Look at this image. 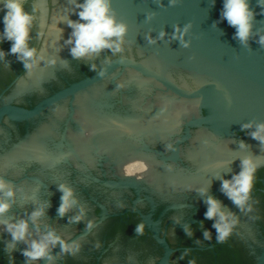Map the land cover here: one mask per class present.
<instances>
[{"label": "water", "instance_id": "95a60500", "mask_svg": "<svg viewBox=\"0 0 264 264\" xmlns=\"http://www.w3.org/2000/svg\"><path fill=\"white\" fill-rule=\"evenodd\" d=\"M53 1L59 16L78 19L71 0ZM222 6L223 0H112L117 18L128 26L122 51L80 78L101 155L114 164L106 172L113 169L122 175L118 180L107 179L110 197L121 190L135 194L130 211L140 216L162 247L156 264H170L171 255L181 248H172L166 230L160 235L159 219L154 221L152 212L145 214L138 207L141 190L170 194L177 188L210 187L224 173L239 172L243 157L264 160V143L250 135L255 125L264 123V6L251 0L256 15L245 42L221 19ZM62 25L68 39L72 29L66 22ZM107 53L114 54L104 49L74 58L79 74ZM182 120L184 129L172 149L175 157L160 152L164 162L176 161L181 144L191 138L183 151L193 169L190 174L162 166L143 144L167 142ZM246 124L252 127H243ZM238 132L245 133L247 147L234 143ZM142 177H151L144 180L148 188ZM114 198L113 208L125 202ZM226 209L237 213L238 229L259 244L261 233L249 211H240L232 202ZM113 213L122 214L120 210ZM195 220L171 222L183 227ZM176 235L171 233L173 241ZM119 246L130 252L121 255L143 264L152 262L151 248L140 253L120 241ZM173 261L190 264L182 253H176ZM254 264H264V241Z\"/></svg>", "mask_w": 264, "mask_h": 264}, {"label": "clouds", "instance_id": "9594fccd", "mask_svg": "<svg viewBox=\"0 0 264 264\" xmlns=\"http://www.w3.org/2000/svg\"><path fill=\"white\" fill-rule=\"evenodd\" d=\"M74 7V14L78 19L73 20L68 16L58 17L59 22H66L72 29L70 37L65 41L70 47V54L73 58H84L91 54L99 53L104 49H110L113 53L122 51L124 37L127 34L128 26L120 21L113 8L112 0H71ZM258 5L264 6V0H257ZM0 23L3 24L0 30V60L10 55H15L16 60L21 62L24 71L31 70L44 57L40 49L33 46V29L38 20L39 9L35 6L29 8L26 0H0ZM255 12L251 6V0H223L221 19L226 20L228 25L235 28V37L241 42L247 41L253 31ZM55 27V26H53ZM62 32V29H56ZM43 35V33H37ZM164 33H161L163 36ZM10 42V47L5 50L2 42ZM264 43V38L261 40ZM50 63L55 64L52 60ZM92 69L96 65L91 66ZM103 75V73H100ZM243 127L250 128L251 124ZM252 138L264 143V123L255 125V130L250 133ZM241 147H247L241 142ZM264 166V160L256 156L248 155L240 160L239 172L231 174L230 177H219L221 180V191L240 210H251L252 193L257 179V172ZM59 191L62 193L57 214L64 217L77 203L74 189L66 184H60ZM207 194L208 189L200 190ZM16 191L10 181L0 175V225L3 226L10 240L4 244V251L13 253L20 243L25 246L20 249L25 258V264H33L34 261L55 259L53 249L59 247L62 254L76 255L81 251L82 244L78 240H68L58 234L54 228L41 231L40 218L46 215V210L51 207L50 201H44L27 214L26 217L15 219L4 218L11 211L14 205ZM205 204L207 209L204 213L206 220H212V228L215 229L217 242H224L232 234L238 224L237 213L229 211L222 201L212 195H206ZM84 217V210L80 214L69 217L71 222L81 221ZM94 222H89L87 228L91 230ZM33 229L38 236L33 234ZM145 227L141 223L135 228L137 234H144ZM185 232L191 236L193 233L186 227ZM205 239H212L210 230L203 232ZM31 237V238H30ZM187 251L185 252V255ZM183 258V257H182ZM8 264H15V259L9 255ZM190 264L193 262L190 261Z\"/></svg>", "mask_w": 264, "mask_h": 264}, {"label": "flooded vegetation", "instance_id": "af4514ba", "mask_svg": "<svg viewBox=\"0 0 264 264\" xmlns=\"http://www.w3.org/2000/svg\"><path fill=\"white\" fill-rule=\"evenodd\" d=\"M115 55H118V53H107L98 63L95 64V69H92V67L84 68L79 74L80 78L85 74H90L96 71L107 59ZM189 117H191V113L189 116L185 117V120ZM185 120H182V122L179 123L177 132L170 137L167 142H144L143 144L146 146V151L151 152L158 158V160L162 161V166H169V168L174 171L180 169L185 174H190L193 169L191 164L186 161L183 151L189 145L191 138L181 144L176 161L170 159L164 162L163 154L160 152L163 151L165 156L175 157V153L172 150L173 145L177 137L182 134ZM193 134L194 132L191 134V137ZM244 136V132H238L232 139L235 144L239 143V141L247 144V140ZM240 137H242L243 140H240ZM102 160L108 180H118L122 177L121 174H116V171L113 169L109 170L110 172H106L108 171L107 168L114 164H111L104 156L102 157ZM126 163L127 162L123 163L121 166H125ZM230 176L231 173H224L222 177ZM139 179L144 185H146L144 180H149L151 177H142V179ZM203 188L208 189L207 194L201 193L200 190ZM131 191L133 192L132 189ZM206 195H212L222 201L226 208L228 207L229 202H231V200H229L221 191V181H219L210 187L173 189L170 194L151 192L144 188L141 190V201L139 202L138 207L145 214L152 212V219L154 221L159 219L160 235H162L164 230H166V239L172 248H181L171 255L170 264H179L178 262L173 261V256L176 253H182L188 261L193 262V264H254L255 253L264 241V166H262L257 172V179L252 193L253 198L250 201L252 208L250 211L248 210L250 213L248 216L251 217L252 215V218L255 221L254 223H256V226L261 233V240L259 244L251 241L246 234L238 229L237 226L235 227L233 234L227 240L224 242H217L215 239V229L212 228L213 221L206 220L204 217V213L207 209V205L204 202ZM114 196V200H121V202L125 201L122 205L113 208L114 212L120 210L122 213L114 215L118 240L126 247H135V249H137L140 253L142 250L151 248L153 252V259L149 264H156L162 253V247L152 237L150 231L143 224L140 216L137 213L130 211L133 209L132 201L135 199V194L128 192V190H121L119 195L115 194L113 197ZM113 197H111V199H113ZM194 218H196V220L193 223L183 227H176L171 222L176 221L180 223L181 221ZM141 223L145 227L144 234L142 235L135 232V228ZM186 227L191 229L193 233L191 236L186 234ZM205 229L211 231L213 236L212 239L204 238L203 232ZM172 232L177 233L175 241H173L170 237ZM186 251L187 254L185 255ZM128 252L129 251L126 248L120 246V254H128ZM125 254L121 255V261L143 264L130 256L127 257Z\"/></svg>", "mask_w": 264, "mask_h": 264}]
</instances>
